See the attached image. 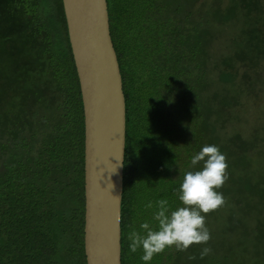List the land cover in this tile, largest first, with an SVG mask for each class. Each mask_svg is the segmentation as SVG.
I'll return each mask as SVG.
<instances>
[{
    "label": "trees",
    "instance_id": "1",
    "mask_svg": "<svg viewBox=\"0 0 264 264\" xmlns=\"http://www.w3.org/2000/svg\"><path fill=\"white\" fill-rule=\"evenodd\" d=\"M107 2L127 110L122 264L138 170L175 209L205 145L227 157L229 179L219 189L227 203L206 217L212 252L203 264H264V116L253 120L264 93V0ZM154 132L155 161L138 163L135 139ZM84 160L62 0H0V264H87ZM190 248L149 264L199 262Z\"/></svg>",
    "mask_w": 264,
    "mask_h": 264
},
{
    "label": "water",
    "instance_id": "2",
    "mask_svg": "<svg viewBox=\"0 0 264 264\" xmlns=\"http://www.w3.org/2000/svg\"><path fill=\"white\" fill-rule=\"evenodd\" d=\"M62 3L84 109L86 262L122 264L127 110L108 2Z\"/></svg>",
    "mask_w": 264,
    "mask_h": 264
},
{
    "label": "clouds",
    "instance_id": "3",
    "mask_svg": "<svg viewBox=\"0 0 264 264\" xmlns=\"http://www.w3.org/2000/svg\"><path fill=\"white\" fill-rule=\"evenodd\" d=\"M190 163L193 169L198 164L201 167L184 174L176 190L179 206L171 209L166 199L157 201V211L153 213L156 224L144 222L140 225L143 234L132 231L128 235L129 251L136 253L142 249L144 264L173 247L183 252L193 246H203L201 259L212 252L206 246L211 240L206 217L227 203L219 191L229 179L227 157L218 146L205 145L192 156ZM146 207L153 205L149 202Z\"/></svg>",
    "mask_w": 264,
    "mask_h": 264
},
{
    "label": "rangeland",
    "instance_id": "4",
    "mask_svg": "<svg viewBox=\"0 0 264 264\" xmlns=\"http://www.w3.org/2000/svg\"><path fill=\"white\" fill-rule=\"evenodd\" d=\"M211 1V0H209ZM260 103L258 104V106L256 107L257 111L253 112L254 117H256L255 119H253L254 121H257L258 118H262L264 116V93L263 96L260 97ZM253 104L256 103V101H252ZM186 120V119H185ZM186 124V122H185ZM190 124L189 122L187 123V125ZM160 135V132H154V133H144L143 136L141 138H139V140L136 138L135 139V146L137 149V153H136V161L138 163H140V161H145V160H153L155 161V156L158 153V137ZM179 148V147H177ZM184 159L183 161L185 162V159L188 161L189 157H187L185 154L183 155ZM190 167L192 168V166L190 165ZM142 168L148 172L149 176H152V172L149 171V167L146 164L142 165ZM138 170V169H137ZM139 173V180L138 182H136L132 188L134 190V194L137 196V201H135L136 203H134V209H133V215H136L135 217H133L132 221L128 222V225H130L129 227H127V235H129V233H131L132 231H138L140 232V221L141 222H149L152 225H155L156 222L153 220V213L155 211H157V201L161 200V199H167V193L165 192V195L161 197H157L154 198L153 196V186H152V182H143L142 183V179L140 177V171L138 170ZM182 172L181 169H178V175L177 178L180 179L179 177L181 176ZM184 177V176H183ZM158 181V185L160 186V180ZM130 187V191H131V186ZM170 204V198L167 200ZM151 202L153 207L152 208H147L146 205ZM140 206H141V210L142 208H144V210H142V213L140 214ZM141 234H143V231H141ZM195 249H198L200 252L202 251V247L203 246H193ZM192 247V248H193ZM169 251L166 253H162V259L166 260L167 258V254L170 252ZM191 248H189V251ZM198 252V251H197ZM143 255V251L138 250L136 253H131L130 251H128L127 253V264H140L143 263V261L141 260V256ZM161 255V254H159ZM158 255H156L157 257ZM192 256V255H191ZM187 259L189 260V257H187ZM193 260V259H191ZM236 260V259H234ZM193 264H203V260L200 259L199 262H194Z\"/></svg>",
    "mask_w": 264,
    "mask_h": 264
}]
</instances>
